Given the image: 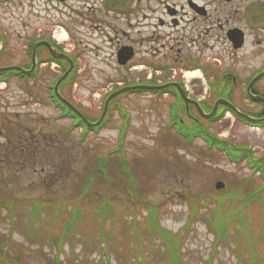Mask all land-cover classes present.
Masks as SVG:
<instances>
[{"label":"rangeland","instance_id":"rangeland-1","mask_svg":"<svg viewBox=\"0 0 264 264\" xmlns=\"http://www.w3.org/2000/svg\"><path fill=\"white\" fill-rule=\"evenodd\" d=\"M30 6L27 0L0 2V31L11 36V50L21 46L18 35L23 34L22 21L31 13ZM77 81L69 86L70 100L88 115L100 116L103 100L94 95L97 87ZM33 88L31 83L17 81L0 88V264H166L164 240L149 229L150 205L157 208L160 224L180 236L190 264H249L252 251L257 260L252 264H264L261 205L245 208L244 215L252 213L255 219V225L247 227L248 234L237 236L239 222L228 223V240L236 246L233 250L216 244L212 230L201 220L209 215L206 209L215 206L205 197L224 190L251 193L261 189L264 202V178L249 166L245 155L251 152L255 159L263 155L264 126L231 114L206 122L218 139L235 149L246 148L245 156L237 161L198 136L188 145L181 136L174 138L166 108L155 107L145 93L119 99L124 111L118 112L114 104L100 130L81 138L80 129L72 127L70 119L59 118L44 85H37L38 102ZM237 104L249 108L243 100ZM8 124L18 126L20 135L10 134ZM24 132L42 139L20 149L31 143V138L25 144L20 141ZM117 150L124 152L131 172L120 168L121 152ZM104 158L105 174L101 170L91 174ZM260 166L264 169V160ZM125 175L132 186L126 185ZM218 181L225 183L224 188L215 189ZM104 198L117 212L115 223L107 219L103 226L108 235L114 232L105 247L99 239L101 220L94 218ZM193 204L199 212L188 225ZM75 207L83 209L85 217L70 229L69 212ZM35 209L39 215L33 217Z\"/></svg>","mask_w":264,"mask_h":264},{"label":"flooded vegetation","instance_id":"flooded-vegetation-1","mask_svg":"<svg viewBox=\"0 0 264 264\" xmlns=\"http://www.w3.org/2000/svg\"><path fill=\"white\" fill-rule=\"evenodd\" d=\"M27 1L31 13L22 21L21 46L11 50V36L0 31V61L32 70H8L2 77L27 80L36 102L37 85L42 84L48 100L54 101L56 82L72 67L59 84L67 100L69 86L77 80L93 83L101 100L120 87L135 86L114 98L146 93L155 107L166 108L169 117H186L182 122L190 127L204 118L194 101L209 113L216 94L226 93L232 101H245L250 115L264 118V103L250 102L247 94L248 85L264 71V0ZM251 92L264 97V75ZM31 140L23 150L36 145L37 138Z\"/></svg>","mask_w":264,"mask_h":264},{"label":"trees","instance_id":"trees-1","mask_svg":"<svg viewBox=\"0 0 264 264\" xmlns=\"http://www.w3.org/2000/svg\"><path fill=\"white\" fill-rule=\"evenodd\" d=\"M237 150L239 154H244L246 149L240 148ZM120 160H122L121 167L126 170L127 160L125 159V157H121ZM263 160H264V154L259 159H254V161L258 164L259 168L262 167L260 166V164H262ZM105 164H106V159L105 158L100 159L95 170L100 168L103 174H105V169H104ZM237 190L238 191H232L230 193L227 191L226 193H218L205 197L206 201L212 199L216 201L215 209H212L211 212H209L208 217L206 215H203L202 218H204L207 221L209 227L214 231L216 238L215 240L217 243L224 240L222 243L226 242L227 244H229L228 223L233 222L234 220H239L240 222V228L236 229V235L239 236L241 232L244 233V231L245 233L248 234V230H247L248 225H251V223L255 225V219L253 218L252 213L250 214V216L249 214H245V216L248 217L250 224H247L244 216L245 208H247V206L250 204L261 205V207L263 208V212L261 214V221L262 224H264V202H263L262 193H260V191L258 190L252 191L251 193H243L242 191H240V189ZM102 194L103 193H99V195ZM201 198H202L201 196H198V202H200ZM238 200H242V202L237 203ZM147 208L149 210V215L147 216V219L149 221L150 232H156L158 234H161L165 243V247L168 248L167 251H173L170 263L181 264L182 263L180 258L181 240L177 239L175 237L176 235L170 233L161 226L157 217V208L155 206L150 205ZM95 211L98 216H102L103 218L105 217L107 218L109 216H115V213H117L115 207L112 206L111 202L107 198H104L103 200L101 199V203L97 205ZM82 212L83 210L79 211L75 209L74 214L71 216L69 222L70 227L76 225L78 218L82 214ZM198 212L199 211L196 208L195 204H193L189 215L188 225L193 221H195ZM34 214L39 215V209H36V211H34ZM104 237L105 239H107L106 236ZM247 243L249 244L248 240ZM253 261L256 262L257 260L254 252L252 251L251 259L248 260V263L252 264ZM182 264H190V263L184 261Z\"/></svg>","mask_w":264,"mask_h":264},{"label":"water","instance_id":"water-1","mask_svg":"<svg viewBox=\"0 0 264 264\" xmlns=\"http://www.w3.org/2000/svg\"><path fill=\"white\" fill-rule=\"evenodd\" d=\"M69 72H70V71H68L67 74H68ZM65 76H66V75H65ZM119 92H120V91H119ZM220 102L227 103L228 105H230L228 102L223 101V100L220 101ZM218 104H219V103H217V105H218ZM217 105H216V106H217ZM230 106H231V105H230ZM231 107H233V106H231ZM233 108H234V107H233ZM235 109H236V108H235ZM221 186H223V184H218V185H217L218 188H220Z\"/></svg>","mask_w":264,"mask_h":264}]
</instances>
